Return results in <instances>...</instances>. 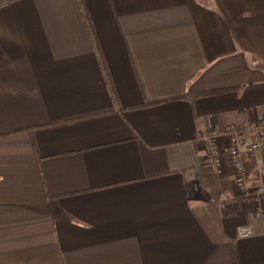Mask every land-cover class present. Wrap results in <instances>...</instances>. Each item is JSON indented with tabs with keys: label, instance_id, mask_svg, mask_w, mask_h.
<instances>
[{
	"label": "crops",
	"instance_id": "1",
	"mask_svg": "<svg viewBox=\"0 0 264 264\" xmlns=\"http://www.w3.org/2000/svg\"><path fill=\"white\" fill-rule=\"evenodd\" d=\"M261 121L264 0H0V264H264Z\"/></svg>",
	"mask_w": 264,
	"mask_h": 264
},
{
	"label": "built area",
	"instance_id": "2",
	"mask_svg": "<svg viewBox=\"0 0 264 264\" xmlns=\"http://www.w3.org/2000/svg\"><path fill=\"white\" fill-rule=\"evenodd\" d=\"M203 145L204 164L207 168L220 171L225 155L234 168L235 182L241 190V200L261 205L264 198V121L246 126H232L224 130L210 129L199 136ZM260 156V174L262 182L257 189L249 186L248 161L255 155ZM259 217L264 210H257ZM254 234L252 226L242 227L238 231L240 238H249Z\"/></svg>",
	"mask_w": 264,
	"mask_h": 264
}]
</instances>
